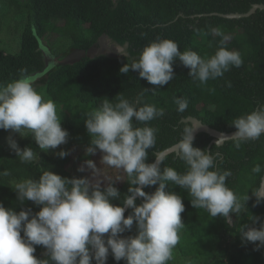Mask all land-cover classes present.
<instances>
[{
	"label": "trees",
	"instance_id": "16d2710c",
	"mask_svg": "<svg viewBox=\"0 0 264 264\" xmlns=\"http://www.w3.org/2000/svg\"><path fill=\"white\" fill-rule=\"evenodd\" d=\"M0 2L7 9L23 8L25 14L20 30H17V50L12 54L0 52V84L6 85L20 78L22 70H26L24 75L31 76L45 69L40 47L41 39L47 34L67 40L68 48L78 52L87 53L102 37L119 47L126 45L127 52L126 56L118 57L84 55L72 63L59 65L48 74L41 88L43 98L51 99L56 107L72 112L70 116L62 110L61 125L69 133L65 144L48 153L38 147L30 132H26L25 136L17 133L13 138L19 147H30L36 153V159L22 163L3 137L0 142V173L7 171L9 174L0 175V203L16 212L27 207H31L34 213L39 211V207L31 201H25L23 205L19 203L15 193L16 183L39 179L48 170L69 179L85 177L82 172L71 169L75 162L72 154L81 145L73 142L70 134L75 123L86 120V114L98 108L105 99L115 104L116 96L122 94L129 100L152 104L164 110L163 117L150 122L159 131L155 147L147 149L146 163L154 162L155 152L164 151L177 143L185 124H190L182 122V119L192 117L215 131L231 133L236 131L231 124L234 119L264 105V11L256 9L248 16H242L253 5L264 6V0H25L23 5L18 0ZM233 14L240 17H225ZM214 27H220L231 37L226 47L239 51L243 60L242 67H232L222 78L200 85L199 81L189 76L190 69L178 59L173 63L174 79L163 86L150 84L140 78L137 71L130 69L126 75L119 71L157 37L174 40L180 51L191 49L202 58L210 57L220 46L221 39L212 35ZM179 97L188 101L183 113L176 110L174 103V98ZM133 123H136L135 119ZM3 131H7L8 136L13 135L11 130L0 129V136ZM82 132L83 137H90L86 128ZM212 140L207 134L199 133L193 146L216 155V167L232 172L226 180L227 187L238 197L249 198L240 214L230 213L233 224L229 226L223 217H212L205 209L193 208L189 192L169 182L165 191L178 193L185 206V211L181 213L184 227L178 233L179 241L173 254L179 260L196 264H264V248L254 250L256 245L242 241L239 233L243 226H253L251 216L260 218L254 225L257 228L264 222V199L256 202L263 172H252L256 164L264 168V135L258 140L242 143L239 149L235 148L232 140L221 146L213 144ZM61 150L68 151L69 155L60 158L56 153ZM165 166H172L180 173L187 170L176 153L166 156L161 171ZM114 186L120 191L121 199L112 203L121 205L123 197L129 194L126 173ZM156 187L158 185L143 190L151 194ZM142 202V197L136 198L137 205ZM131 211L127 208L125 217ZM135 234L134 222L131 231L121 235ZM35 247L34 255L38 259L47 258L43 256L46 251L43 246ZM92 264H95L94 260ZM106 264L126 262L123 259L117 262L110 253ZM167 264H174L173 255Z\"/></svg>",
	"mask_w": 264,
	"mask_h": 264
},
{
	"label": "clouds",
	"instance_id": "9594fccd",
	"mask_svg": "<svg viewBox=\"0 0 264 264\" xmlns=\"http://www.w3.org/2000/svg\"><path fill=\"white\" fill-rule=\"evenodd\" d=\"M211 33L221 39L210 57L202 58L191 49L180 51L174 40L157 37L119 71L125 75L130 69L137 71L150 84L163 86L174 79L173 63L178 59L190 69L189 76L205 85L209 80L222 78L232 67H242L240 52L226 47L231 37L220 27L212 28ZM117 53L126 56V45L119 47ZM24 72L20 78L0 84V129L21 136L30 132L41 150L56 149L67 142L69 133L62 128L55 102L45 100L34 88L32 77ZM116 99L115 104L105 99L86 114L90 143L85 154L99 151L100 163L126 173L130 187L122 204L112 203L121 199L120 191L114 186L120 179L105 177L93 183L87 177L69 179L48 170L39 179L18 182L15 193L19 203L31 201L39 211L34 213L27 207L16 212L0 203V264H92L93 260L95 264H106L110 253L117 262L123 259L126 264H167L179 241L178 233L184 227L181 213L185 211L182 197L174 191H165L169 182L189 192L193 208L205 209L212 217L219 215L229 226L233 224L230 213L237 216L244 209L249 197L240 198L227 187L226 180L232 172L217 168V156L211 151L193 146L198 127L185 124L174 146L187 170L180 173L172 166H165L161 171L166 150L155 152L154 162L146 163V160L147 149L155 147L159 131L150 122L163 117L164 110L129 100L122 94ZM174 103L180 113L188 107L183 97L174 98ZM231 124L236 131L224 138L234 141L235 148L258 140L264 135V105ZM6 142L22 163L36 159V153L30 147L21 149L11 134ZM56 155L65 158L69 152L61 150ZM85 165L93 174L99 172L92 160H86ZM78 171L84 172V165ZM252 172L259 174L264 168L256 164ZM154 185L158 187L151 194L143 190ZM137 197L143 198L139 205ZM261 199L256 197V202ZM126 208L132 209L127 217ZM250 220L253 226L247 224L239 233L242 241L254 243V250L258 251L264 248V222L257 228L254 225L260 218L251 216ZM134 222L136 234L123 237L121 234L131 231ZM35 246H43L46 250L43 256L47 258L38 259L34 255Z\"/></svg>",
	"mask_w": 264,
	"mask_h": 264
},
{
	"label": "rangeland",
	"instance_id": "374dc122",
	"mask_svg": "<svg viewBox=\"0 0 264 264\" xmlns=\"http://www.w3.org/2000/svg\"><path fill=\"white\" fill-rule=\"evenodd\" d=\"M25 0H18V2L23 5ZM25 16L23 8H11L7 9L4 4L0 2V52L5 54H12L18 48V31L20 30V24L22 18ZM69 42L65 39H59L51 37L49 34L45 35L41 39V50L44 54V64L45 69L41 73L31 75L33 86L38 93L42 94L41 88L44 85L48 74L55 70L59 65L72 63L84 55L88 57H95L99 55H104L108 57H118L120 54L117 53L119 46L112 43L106 37H102L99 39L97 44L91 48L87 53L78 52L76 50L68 48ZM43 95V94H42ZM62 110L57 107V115L62 120ZM66 115H70L72 112L69 109L63 110ZM71 116V115H70ZM73 121V120H72ZM74 130L71 132L70 137L73 142H77L81 145V147H77L73 154V160L75 162L72 163L71 169L78 170L79 167L84 165L85 171L82 172L85 177L89 178L93 183L98 182L105 177H110L112 180H117L116 182H120L124 172L122 170H118L115 168H111L107 165L100 163L101 153L97 151L93 155H86L85 150L89 143L90 137H83V132L86 128L85 120L82 122H77L74 125ZM0 136V142L3 141V137L5 139L8 137V132L3 131ZM6 133V134H5ZM17 133H13L12 136H15ZM86 142V143H85ZM83 144H86L84 147ZM89 146V145H88ZM45 151V150H44ZM53 149H49L48 153L52 152ZM92 160L96 163L99 172L93 174L91 169H88L85 165L86 160ZM104 186V183H101V187ZM173 262L174 264H196L191 261L179 260L176 255L173 254Z\"/></svg>",
	"mask_w": 264,
	"mask_h": 264
},
{
	"label": "water",
	"instance_id": "95a60500",
	"mask_svg": "<svg viewBox=\"0 0 264 264\" xmlns=\"http://www.w3.org/2000/svg\"><path fill=\"white\" fill-rule=\"evenodd\" d=\"M256 9H260V10L264 11V6L263 5H253L252 8L250 9V11L248 13L242 15V16H248L249 14L253 13ZM225 17L230 18V19L231 18H239L240 15L233 14V15H227ZM181 121L184 122V123H190L191 125L198 127L197 130L195 131L194 135L196 136L199 133H205L208 136L213 138L212 143L217 145V146H221L225 142L231 141V139L224 138V137H231L232 134L234 133V132L221 133V132L215 131V130L209 128L208 126L202 124L197 119L192 118V117H188V118L182 119ZM174 146L175 145H173L172 147L166 149L167 155H169L171 153H176ZM257 195H258V197H262V199H264V172H263V175H262L261 180H260V186H259V189L257 191ZM126 210H127V208H126Z\"/></svg>",
	"mask_w": 264,
	"mask_h": 264
}]
</instances>
